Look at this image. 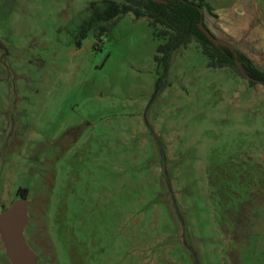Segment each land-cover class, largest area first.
<instances>
[{"label":"rangeland","instance_id":"1","mask_svg":"<svg viewBox=\"0 0 264 264\" xmlns=\"http://www.w3.org/2000/svg\"><path fill=\"white\" fill-rule=\"evenodd\" d=\"M102 1L0 0V215L26 201L32 264H264V86L192 42L157 91L147 18L75 46ZM209 3L264 69V0Z\"/></svg>","mask_w":264,"mask_h":264},{"label":"trees","instance_id":"2","mask_svg":"<svg viewBox=\"0 0 264 264\" xmlns=\"http://www.w3.org/2000/svg\"><path fill=\"white\" fill-rule=\"evenodd\" d=\"M206 11L210 14L214 12L209 0H103L92 2L89 15L73 32L75 46L81 49L91 33L106 32L120 18L133 14L137 19H148L150 27L160 42L155 57L158 70L157 91H162L167 85L166 79L174 53L188 47L192 42L199 44L208 59L209 67L233 69L241 77L247 79L250 86H264V69L260 68L247 54L227 42L214 44L205 34L201 25L210 31L205 22ZM239 64L243 71L240 70ZM27 192V190H20L19 194L25 197Z\"/></svg>","mask_w":264,"mask_h":264},{"label":"water","instance_id":"3","mask_svg":"<svg viewBox=\"0 0 264 264\" xmlns=\"http://www.w3.org/2000/svg\"><path fill=\"white\" fill-rule=\"evenodd\" d=\"M201 28L214 44L223 43L214 37L204 25H201ZM238 66L243 71L241 65ZM26 207V201L20 200L0 215V228L4 234L8 253L17 264H32L34 259V255L24 237V228L27 223Z\"/></svg>","mask_w":264,"mask_h":264},{"label":"crops","instance_id":"4","mask_svg":"<svg viewBox=\"0 0 264 264\" xmlns=\"http://www.w3.org/2000/svg\"><path fill=\"white\" fill-rule=\"evenodd\" d=\"M243 12H244V11H243ZM213 13H214V12H213ZM214 14H215V13H214ZM217 16H218L217 14H215L214 16H213V14H209V16H208V14L205 12V22H206V25L208 26V28H209V25H208V23H207L208 18H210V19L212 20L213 17H216L217 19L214 21L215 24L217 23L216 21H219V23H223V21L220 20V17L218 18Z\"/></svg>","mask_w":264,"mask_h":264}]
</instances>
